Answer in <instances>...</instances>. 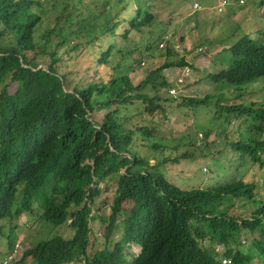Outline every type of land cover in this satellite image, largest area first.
<instances>
[{
    "label": "trees",
    "instance_id": "16d2710c",
    "mask_svg": "<svg viewBox=\"0 0 264 264\" xmlns=\"http://www.w3.org/2000/svg\"><path fill=\"white\" fill-rule=\"evenodd\" d=\"M109 1L92 0L83 8L98 12ZM132 1L138 5L136 12L126 13L130 6L126 1L119 19L105 25V36H90L88 30L81 35L96 42L98 54L92 57L100 65L101 78L83 87H70V72L56 52L47 53L35 43L41 19L32 7L41 4L40 0H0V237L6 234L8 240L0 255L18 244L19 219L37 213L58 235L39 241L13 264H221L219 245L226 248L224 257L232 264H264V202L256 210L242 209L239 216L229 207L231 200L252 199L257 183L182 188L169 180L166 166L180 160L198 161L205 154L200 151L209 150L205 143L209 131L196 128L190 133L194 140L189 145L194 150L180 155H175L177 149L167 151L166 139L157 136L159 122L166 121L171 107H177L174 103L180 102L178 106L195 118L213 106L223 123L245 126L247 132L230 139L234 152L254 160L255 165L264 164L259 161L264 160V127L259 125L264 123V105L227 107L220 98L214 106V95L179 100L167 96L166 89L174 84L164 71L187 64L184 58L162 61L175 50L166 38L169 33L157 31L162 29L152 14L157 0ZM81 9L72 4L58 21L66 24ZM135 32L147 37L137 44L132 39ZM110 40L121 43L104 50ZM210 40L201 38L186 51L210 56L201 47ZM88 42L78 41L74 50ZM161 42L165 47L151 60L162 61V65L148 68L139 84L123 72L122 62L109 69L111 55L125 57L120 48L115 52L117 47L137 46L126 54L131 57L157 49ZM229 49L227 68L210 78L225 81L240 96L245 89L242 84H258L264 78V39L244 35ZM44 52L50 58L46 68L37 61ZM119 70L121 74L116 75ZM221 74L226 75L224 80ZM146 84L152 86L149 92L144 89ZM215 117L195 124L204 128L219 122ZM140 118L139 123L133 122ZM196 141L203 145L196 147ZM148 150L155 151L153 163L146 159ZM112 188L105 225L101 215L97 218L96 198ZM97 219L104 245L92 251V224ZM134 246L141 248L138 256L131 252ZM1 258L3 264L5 257Z\"/></svg>",
    "mask_w": 264,
    "mask_h": 264
},
{
    "label": "rangeland",
    "instance_id": "374dc122",
    "mask_svg": "<svg viewBox=\"0 0 264 264\" xmlns=\"http://www.w3.org/2000/svg\"><path fill=\"white\" fill-rule=\"evenodd\" d=\"M92 0H40L39 5H34L32 11L40 17V23L37 28V38L35 43L38 49L46 50L47 53L55 51L57 58L60 59V63L67 66L66 70L70 72L69 81L70 87L85 86L86 84L100 80L101 73L99 72V64L93 54H98L96 49V42L85 36H81L88 31L90 36L102 37L105 36L104 27L107 24H112L119 19L121 9L125 6V2L128 1L130 6L126 11L127 14L136 12L137 3L132 0H110L109 3L100 8L98 12H93L89 9L83 8L87 3ZM262 0H244L243 4L237 3L234 0H229L228 5L223 12L215 10L216 5L222 3L223 0H157L153 5L152 14L155 15V22L162 25L161 33H169L168 38L174 41L172 48L175 50V54L172 57L163 56L162 61L167 60L169 62H178L184 58L185 63L189 69H185L183 66L172 67L165 70V76L172 82L183 74L187 79H182L178 82L176 93L177 99L182 97L190 98H204L206 95H214L212 105L215 106V101L218 100L219 95L223 94L225 101L222 105L227 107L233 106L238 103H259L264 105L262 94H264V81L258 84L243 85L242 95L238 97L239 92H235L233 88H227L226 82L222 81L217 83L210 78V75L215 73H222L229 64L231 50L230 47L233 43H236L244 35H250L255 39H261L263 33L261 28L264 26V4H261ZM198 3L201 12L193 8V4ZM76 4L81 6V10L75 12L76 17L71 20L58 21L59 18L64 16L70 6ZM177 4V5H176ZM195 10V11H194ZM112 13L109 16V13ZM259 32V33H258ZM147 35L141 33H133L132 39L135 43H140ZM201 38H208L210 41L207 46L204 47L210 56L207 54L197 55L196 52L188 53L186 49L195 46ZM88 40L87 46L83 45L77 50H74V46L78 41L83 42ZM108 41V40H107ZM208 41V40H207ZM206 41V42H207ZM121 42L109 41L106 42L104 50L109 48L111 44H120ZM61 46L58 47V45ZM131 44V43H130ZM120 48L126 59L122 54L115 53L111 55L110 61L112 67H116L118 63L122 62L126 66L122 68L123 72L130 76L133 81L139 84L144 80L149 71L148 68H157L162 65V61L151 60L157 59L160 55L161 48L148 51L136 52L130 56L126 54L137 48L133 45H122L115 49V52ZM202 49V48H201ZM44 52L39 57V67L46 68L50 62L49 55ZM162 52V51H161ZM125 58V60H123ZM142 60L141 62L139 60ZM133 61L132 66L129 67V62ZM140 62V64H139ZM160 62V63H159ZM192 65H194L192 67ZM152 66V67H150ZM184 71V72H183ZM115 74V72H114ZM121 70L116 75H120ZM224 80L226 75L221 74ZM263 84V85H261ZM151 85L146 84L145 90L150 91ZM261 98H260V97ZM262 99V100H261ZM180 102L174 103L172 108L168 112L166 121L161 120L158 124L157 136L165 138L164 145H168L167 151H178L175 155H180L186 150L192 152L194 148L189 144L194 140L190 133L194 130L203 129L209 131L206 138L207 150L204 156H199L198 161L191 162L190 160H180L176 164H167L168 169L167 177L169 180L182 187V188H201L217 187L227 183H233L235 181H245L248 183L256 182L257 187L255 191L259 196L264 197V167L258 165L255 167L249 159L240 157L237 152L232 151L230 146V139L238 137L239 133L246 132L245 126H238L231 123L228 126L226 123L219 121L216 124L206 125L204 128L195 124L196 121L207 122L208 119L216 112L214 107L205 109L204 114L195 118L192 112H188L187 109L179 107ZM179 107V108H178ZM177 109V110H172ZM217 118L220 116L217 115ZM150 120V117H148ZM141 120L135 119L136 123ZM205 125V124H202ZM208 127V128H206ZM223 127L226 128L225 132ZM203 135V133H202ZM200 134V136H202ZM191 138V139H190ZM204 139V136H203ZM236 141V140H235ZM203 145L201 141H196L195 146L200 147ZM189 146V147H188ZM201 151H205L201 150ZM200 151V152H201ZM146 159L152 163L156 160L155 151L148 150L145 152ZM199 155V154H197ZM162 159V157H161ZM161 161V160H160ZM212 172V173H209ZM205 173V174H204ZM214 174V175H213ZM114 188L109 192L103 191L102 194L96 198L95 207L97 209V218L102 216L104 218V224L109 216V207L112 201V193ZM241 201L231 200L229 207H232V214H243L242 209L248 211L254 210L250 204L241 206ZM226 210V209H225ZM124 216L120 217L122 220ZM17 238L22 239L24 242L22 245L23 253L32 248L36 243L43 239L54 237L57 234V230L40 220L39 215L35 213L33 217L29 218L23 215L19 219ZM102 227L99 225V220H95L92 224V242L90 243V249L95 251L101 249L104 245ZM7 233V232H6ZM0 237V251L4 250V245L7 246L6 234H1ZM120 238V234L116 235ZM247 239L245 236H243ZM242 237V238H243ZM243 239V240H245ZM248 240V239H247ZM246 241V240H245ZM244 242V241H243ZM242 242V243H243ZM209 247L208 243H205ZM131 251L135 254L140 253V248L133 247ZM6 251H2L0 255V264L2 262V256H5ZM224 253V249L220 251ZM129 260L131 257L128 258ZM71 264H84L71 263Z\"/></svg>",
    "mask_w": 264,
    "mask_h": 264
},
{
    "label": "clouds",
    "instance_id": "9594fccd",
    "mask_svg": "<svg viewBox=\"0 0 264 264\" xmlns=\"http://www.w3.org/2000/svg\"><path fill=\"white\" fill-rule=\"evenodd\" d=\"M228 1L229 0H223V2L222 3H219V5H216V8H215V10L216 11H218L219 13L220 12H223V10H225V7L228 5ZM234 1H236L237 3H240V4H243L244 3V0H234ZM261 4H264V0H262L261 1ZM194 6H193V8L195 9V10H198V8H200V6L198 5V3H194L193 4ZM194 10V11H195ZM197 12H201L200 10H198ZM263 34H264V29L261 31ZM259 33V32H258ZM168 36V35H167ZM249 37H251V39L253 40V39H255V37H252V36H250V35H248ZM167 39H169L168 37H166ZM262 39H264V35H263V37L261 38V40ZM170 41L172 40V39H169ZM171 45L173 46L174 45V41H172V43H171ZM165 47V44H164V42H161L159 45H158V48H161V49H163ZM199 51H202V49L200 48L199 49ZM185 69H189V67H185L184 68V70ZM184 72V71H183ZM182 79H187V77H184L183 76V74L177 79V81L176 80H174V81H172V82H169L170 84H174V87H172V88H167L166 90V94H167V96H172V95H174V96H176L177 94V92H178V90H177V87H178V82H180ZM169 81V80H168ZM261 81H264V78H262L259 82H261ZM217 83H220V82H217ZM256 84V83H255ZM261 85H263V84H261ZM263 87H264V85H263ZM242 88H243V85H242ZM242 95V94H241ZM241 95L240 96H238V97H241ZM173 97V96H172ZM219 99L221 98L222 99V102H224L225 101V97H218ZM246 104H248V105H251L252 103H246ZM235 105V104H234ZM213 107V106H212ZM211 108V107H210ZM215 109V108H214ZM217 112V111H216ZM218 113V112H217ZM217 115H219V116H221L220 115V113L219 114H215V115H212L213 117L214 116H217ZM222 117V116H221ZM215 118H217V117H215ZM217 119H219V121L221 120L222 121V119L219 117V118H217ZM218 123V122H217ZM216 124V123H215ZM236 124V123H235ZM260 125V127L261 126H263L264 127V123H261V124H259ZM228 126H230V125H228ZM247 132V131H246ZM256 132V131H255ZM261 132H264V131H261ZM201 134V133H200ZM202 135V134H201ZM199 137H202V136H200L199 135ZM232 149V148H231ZM232 151H234L233 149H232ZM201 152H206V151H201ZM250 161L253 163V165H255V161L254 160H252V159H250ZM260 161V163H262V162H264V160H259ZM259 163V162H258ZM258 165H260L261 167H264V164H257V165H255V167H257ZM253 193H254V197L252 196V199H249V198H247V200H243V201H241V203H248V204H250V206L251 207H253L254 208V210H256L257 209V207H259L262 203L261 202H264V197H262L261 198V196H259L258 194H257V192L255 191V189H254V191H253ZM244 242H245V240H243ZM24 242L22 241V239H18V244L17 245H15V249L13 250V251H8L7 250V252H6V255L4 256L5 257V261H4V263L3 264H13L15 261H17L18 260V255L20 254V255H22L23 256V250H22V244H23ZM34 247V246H33ZM33 247L32 248H30V249H27V250H31V249H33ZM135 247V246H134ZM136 247H138V248H140L139 246H136ZM133 248V247H132ZM222 249H224V253H225V251H226V248L223 246V245H219L218 246V248H217V251H218V253L220 254L219 255V260H220V262H221V264H223L222 263V259H227V260H229L230 261V263L229 264H232V262H231V259H229V258H226V257H224V253L223 254H221V252L220 251H222ZM26 250V251H27ZM140 251H141V248H140ZM132 252V251H131ZM133 253V252H132ZM134 255H136V256H138L139 254H135V253H133Z\"/></svg>",
    "mask_w": 264,
    "mask_h": 264
},
{
    "label": "built area",
    "instance_id": "2783aa9c",
    "mask_svg": "<svg viewBox=\"0 0 264 264\" xmlns=\"http://www.w3.org/2000/svg\"><path fill=\"white\" fill-rule=\"evenodd\" d=\"M222 263H223V264H229V263H230V261H229V260H227V259H222Z\"/></svg>",
    "mask_w": 264,
    "mask_h": 264
}]
</instances>
